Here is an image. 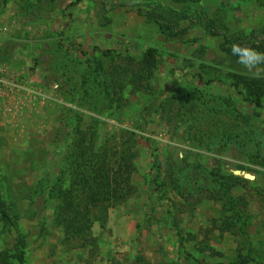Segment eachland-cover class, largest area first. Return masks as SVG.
<instances>
[{
  "label": "rangeland",
  "instance_id": "1",
  "mask_svg": "<svg viewBox=\"0 0 264 264\" xmlns=\"http://www.w3.org/2000/svg\"><path fill=\"white\" fill-rule=\"evenodd\" d=\"M2 16L0 67L34 94L0 93V264H264V78L231 52L264 47V0Z\"/></svg>",
  "mask_w": 264,
  "mask_h": 264
},
{
  "label": "clouds",
  "instance_id": "2",
  "mask_svg": "<svg viewBox=\"0 0 264 264\" xmlns=\"http://www.w3.org/2000/svg\"><path fill=\"white\" fill-rule=\"evenodd\" d=\"M231 52L238 57V63L242 64L249 70L252 77L255 79L264 78V52H258L251 47L241 46L239 44L231 45ZM253 69H256L253 71Z\"/></svg>",
  "mask_w": 264,
  "mask_h": 264
},
{
  "label": "trees",
  "instance_id": "3",
  "mask_svg": "<svg viewBox=\"0 0 264 264\" xmlns=\"http://www.w3.org/2000/svg\"><path fill=\"white\" fill-rule=\"evenodd\" d=\"M185 2H188V1H191V0H183ZM258 52H264V47H261L259 49H257ZM108 52H103V55H107ZM158 66V60H157V56L156 54L153 52V51H146L143 55H142V59H141V62H140V68L138 70V76H141L142 79L143 78H147L149 79L151 76H152V73L154 70H156ZM136 83V81H135ZM246 101L251 104V105H254L255 107L257 108H261L262 105H261V102L256 99V100H250V99H246ZM77 232H83V229H81V227H78ZM16 260L19 262V263H22L23 260H24V256H23V253L22 252H19V254L17 256H15ZM1 263L2 264H7V258H3L1 260Z\"/></svg>",
  "mask_w": 264,
  "mask_h": 264
},
{
  "label": "built area",
  "instance_id": "4",
  "mask_svg": "<svg viewBox=\"0 0 264 264\" xmlns=\"http://www.w3.org/2000/svg\"><path fill=\"white\" fill-rule=\"evenodd\" d=\"M33 95L29 83L19 74L10 75L0 67V93L7 96H13L14 93Z\"/></svg>",
  "mask_w": 264,
  "mask_h": 264
},
{
  "label": "crops",
  "instance_id": "5",
  "mask_svg": "<svg viewBox=\"0 0 264 264\" xmlns=\"http://www.w3.org/2000/svg\"><path fill=\"white\" fill-rule=\"evenodd\" d=\"M1 18H3V16L0 17V19H1ZM4 18H5V17H4ZM6 19H7V18H6ZM0 21H1V20H0ZM5 45H7V44H3V46H5ZM5 52H6V51H5ZM5 52H4V53H3V52L1 53V50H0V62H4V61H5V63H8V61L5 60V58H6V56H7V52H6V53H5ZM16 63H18V62L13 61V60L10 61V64H11V65H15V66H16Z\"/></svg>",
  "mask_w": 264,
  "mask_h": 264
},
{
  "label": "water",
  "instance_id": "6",
  "mask_svg": "<svg viewBox=\"0 0 264 264\" xmlns=\"http://www.w3.org/2000/svg\"><path fill=\"white\" fill-rule=\"evenodd\" d=\"M245 177H246V178H249V179H251V177H250V176H247V175H246Z\"/></svg>",
  "mask_w": 264,
  "mask_h": 264
}]
</instances>
